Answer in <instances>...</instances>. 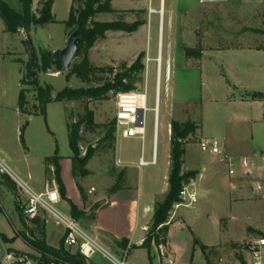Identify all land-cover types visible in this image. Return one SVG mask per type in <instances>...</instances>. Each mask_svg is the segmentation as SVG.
I'll use <instances>...</instances> for the list:
<instances>
[{"label":"rangeland","instance_id":"374dc122","mask_svg":"<svg viewBox=\"0 0 264 264\" xmlns=\"http://www.w3.org/2000/svg\"><path fill=\"white\" fill-rule=\"evenodd\" d=\"M4 1L19 8L17 0ZM180 1L182 6L194 10L192 15L199 9V0ZM38 2L39 0H34L32 12L37 11ZM51 2L57 22L42 26L32 25L27 31L19 28L15 33L8 32L0 15V157L31 188L37 192H45L46 182L54 178L53 174H46V158L53 156L56 149L58 155L65 159L72 156L68 125L84 116L86 107L92 110L94 122L100 127L94 131H86L84 128L83 141L80 143L81 157L85 156L90 146H100V150L87 163L85 167L87 173L82 174L79 167H76L75 175L73 167L71 172V176H74L82 187L85 209H89L85 222L78 224L92 236L86 229L88 220L91 219L95 207L104 205L113 196L110 189L116 182L117 174H114L112 169L115 167L117 173L121 171L116 167L115 151L102 142L106 132L104 125L115 121L116 98L110 94L107 100L52 101L46 105L45 112H42L43 103L39 98V87L45 89L51 87V95L55 97L66 87L82 88L100 83L103 78H111L109 73H98L92 83L86 84L69 74L70 70H58L60 51L66 46L71 34V30L64 22L69 18L72 0H51ZM166 4L164 22L160 23L159 14H154L149 28L136 37L133 33L109 32L105 39L96 42L89 50V60L93 65L116 68L124 62L131 64L136 54L144 51L145 71L141 74L142 82L139 84V90H145L147 80L148 108H153L157 93L155 58L159 51L161 33L162 81L157 131V164L140 167L138 177L143 190L153 188L159 191L168 181L170 173L168 125L172 119L181 122L195 121L199 125V135L222 134L225 112L220 98L226 93L224 91L231 75L223 71L218 60L225 59L230 66H235L236 70L240 71L246 66L245 58L249 56L245 51L232 50L210 59L206 52L200 61L195 58L188 61L184 53L185 46L192 42H195L194 45L200 43L217 47L264 45V0H206L201 5L202 14L198 13V22L195 17H188V20L184 18L182 20L181 17L180 32L176 24V28L171 32L169 23V10L173 4H176V0H166ZM151 10L155 11L153 7L149 8L150 12ZM183 16H188L187 12H184ZM96 20H123L130 23L137 20L144 21L143 15L129 11L100 15ZM248 29H255L260 33L250 32ZM171 44L180 69L178 74H175L174 70L168 82L166 69ZM47 54L49 55L45 60L52 61L50 67L45 69L43 56ZM34 56L37 59L36 65L32 64ZM253 56L264 59V52L255 53ZM148 57L151 60L147 63ZM80 59L81 57L75 61ZM53 62H56L54 66H52ZM32 72L34 76H31ZM21 92H24L25 112L20 109ZM167 92H170L172 97L182 94L181 98L184 102L181 103L184 104L170 108L168 105L170 97ZM216 99H220L219 104ZM154 130V112L148 110L144 146L140 139L123 138L116 132L115 146L118 152L127 155L132 163H138L142 155L146 160H151ZM261 147L264 149V143H261ZM199 149V141L190 139L185 159L191 154L189 150H192V158L187 159L184 165L185 171L195 169L203 174V179L194 180L198 203L195 207L184 205L179 208L174 207L169 219L168 241L171 245L168 247L171 249L166 248L169 256L164 259L155 248L157 264H167L169 259L174 260L176 264H247L246 243L253 238L264 236V199L256 193L255 180L242 179L239 174L230 177L224 164L209 156L201 157ZM51 168L53 173L54 166L52 165ZM28 173L32 175L31 178H28ZM129 184L134 186L135 180ZM164 196L165 194L162 196L159 194L157 201L162 200ZM15 198H19L21 202L26 201L25 193L16 184L14 185L8 176L0 173V203L4 206L0 212V241L5 253L13 254L16 258L23 256L27 264H37L38 254L21 237L16 236L25 229L17 218ZM54 207L65 216H70L66 204L58 203ZM41 218L46 220V224L48 222V232L54 233L51 244L59 246L60 228L56 227L58 224L55 219L48 217L46 213L42 214ZM30 225L35 226L33 222ZM151 226L152 222L148 231ZM2 236L14 241L5 243ZM101 239H98L99 242L110 254L120 261L124 260L122 255L110 249L117 245L109 237ZM195 239L208 248L203 251L200 245L195 246ZM72 250L75 251L76 247H72ZM91 262L113 264L100 254H97ZM125 263L131 264L130 259H125Z\"/></svg>","mask_w":264,"mask_h":264},{"label":"trees","instance_id":"16d2710c","mask_svg":"<svg viewBox=\"0 0 264 264\" xmlns=\"http://www.w3.org/2000/svg\"><path fill=\"white\" fill-rule=\"evenodd\" d=\"M19 8H15L8 2L0 1V15L6 25L8 32L15 33L19 28H24L26 31L32 26H42L48 23L57 22L55 15L52 12L51 0H39L36 12H32L34 0H17ZM133 11V10H132ZM115 10L112 7V0H73L69 18L65 21V25L73 32L78 26L81 28L80 37L81 44L77 58L79 61H74L70 68L69 74L76 76L80 81L86 84L93 82L98 73L111 75V78H103V81L95 85H88L82 88L66 87L60 91L55 97L51 95V87L47 89L39 87V98L42 100L43 109L49 102L52 101H80L88 100H107L110 94L116 97L119 92H130L139 90V84L142 82L141 74L145 71V52H140L131 64L124 62L119 68L113 66L99 67L93 65L89 60V50L99 40L105 39L107 33L122 31L126 33H134L144 24V21L137 20L129 23L123 20L115 21H100L96 20L101 14H111ZM264 17V11H263ZM250 32L260 33L255 29H248ZM262 33V32H261ZM43 56V67H50L51 61L47 62L46 56ZM185 55L188 59H200L202 56L201 44L192 48H185ZM58 56V54L56 55ZM76 58V59H77ZM37 59L32 58V64L36 65ZM61 60L58 62V70H62ZM32 76V73H31ZM264 97V94H253V96ZM20 109L25 112L23 105L25 104L24 92L20 93ZM99 124L94 122V113L86 107V113L79 120L69 123L68 137L69 144L72 150V167L74 175L76 167H79L82 174L87 173L85 167L92 159L96 152L100 150V146H90L84 157H81L80 143L83 141L82 133L84 128L86 131H94ZM106 132L102 142H105L109 149L115 151L116 126L115 121L104 125ZM199 125L195 121L181 122L172 120L170 123V173L168 177L169 189L164 198L157 201L155 204V212L153 215L151 229L142 243V247L147 249L149 258L152 259L151 253L153 245L156 247L167 246L168 233L170 229V217L175 205L181 202L180 192L185 185L191 184L198 176V170H184L185 156L190 139L200 140L198 134ZM60 156L56 149L53 156L46 158V174L54 175L57 182L58 190L61 199L67 201L70 205V216L75 221L82 219L86 212L79 210L78 207L66 196V187L61 177V167L59 164ZM54 166V172H51V166ZM116 176V182L111 187L110 191L115 193L123 188L126 183V170H121L117 173V169H112ZM15 185V183L11 180ZM77 186L83 195L82 187L77 181ZM84 198V195H83ZM15 205L20 214L21 223L25 230L18 233L17 237H21L30 248L38 254L37 264H92L89 259L82 256L79 250H72V247L67 248L64 244V237L60 245L54 247L48 244L46 240V220L41 216L34 219H29L24 215V210L21 207L19 198H15ZM99 207V206H97ZM95 207L94 209H96ZM0 212L2 207L0 205ZM35 226H31V223ZM5 243L13 242L14 239H8L2 236ZM122 241L121 243H124ZM122 245V244H121ZM194 245H200L205 251L208 246L201 244L198 239L194 240Z\"/></svg>","mask_w":264,"mask_h":264},{"label":"crops","instance_id":"0c3cea01","mask_svg":"<svg viewBox=\"0 0 264 264\" xmlns=\"http://www.w3.org/2000/svg\"><path fill=\"white\" fill-rule=\"evenodd\" d=\"M199 5H200L199 9L195 10V14L192 15V13H194V10H190L186 6L185 7L182 6L181 1L176 0V4L175 5L173 4L171 9L169 10V23L171 25V32L174 31L176 25L178 31L180 32L179 25H180L181 17L182 20L183 18L188 20L189 19L188 17H192V18L195 17L196 21L198 22L197 17L199 14H202L201 13L202 11H200L202 5L200 3V0H199ZM112 7L115 10V12L111 14H116V13L121 14L122 12L129 11L132 12L133 14L143 15L144 25L140 26L139 29L133 33L135 35L134 37H136L141 32L149 28L152 15L159 14L160 23L164 22L167 11L166 0H112ZM150 7L151 8L153 7L155 11L150 12L149 11ZM184 12H187L188 16L186 17L183 16ZM101 15L105 16L110 14H101ZM100 21H106V20H100ZM116 32L121 33L122 31H116ZM194 44L195 42H192L188 46H185V48L187 47L192 48L197 46ZM172 47L173 45L171 44L169 57L167 58L169 75L166 80L168 82H170L174 70H175V74H178V70L180 69V66L177 65V61L175 60ZM201 48H202V55L208 52L210 59L217 58L216 57L217 55L232 50L245 51L246 53H249V56L248 57L246 56L247 58H245V60L247 61L245 64L246 66L243 67L240 71H237L235 66H230L229 65L230 63L227 62V60L225 59H222L223 61L218 60V63L222 65L223 71L229 73L228 74L229 76L231 75L230 79L228 78V83L224 91L226 93H224V95L221 98L219 97L222 101L225 112L224 129L222 134H218V135L201 134L200 138L201 137L224 138L227 141L228 153L237 159L242 156H249L259 151H264V149L261 147V143H264V97H262V95L253 96V94H264V59L263 58L257 59L255 56H253L255 55V53L264 52V45L217 47L208 44L207 45L201 44ZM138 54H136L135 58L137 57ZM201 59L202 56L198 60L200 61ZM189 60L191 61V59H188V61ZM185 61L187 62L186 57H185ZM167 94L168 97H170L169 101L171 104L170 103L168 104L170 108L177 104L180 105L184 104L181 103L184 102L182 101L183 99L181 98L182 94L181 95L178 94L174 97L170 96V92H167ZM220 99H216V102L218 104L220 102ZM168 132L170 134V123L168 125ZM189 152L191 154L187 155L188 158L185 159V163L187 159L192 158V150H189ZM114 155H115L116 167H119L121 170L123 169L126 170V183L121 190L113 193V196L104 205H100L99 207L93 210V215L91 219L88 220L86 229L89 230L92 236L96 237L97 239L99 238L101 239L103 237L104 238L109 237L110 240L117 245L115 247L113 246L110 247V249L113 250L115 253L122 255L124 261L125 259L126 260L130 259L131 264H157V256L154 253V249L155 248L158 249L160 253L159 247L153 245L152 253H151L152 259H150L149 253L147 249L142 247V243L147 235L148 227L153 220V215L155 212V204L157 202V196H159V194L160 196H162L163 194L167 193L169 189V183L167 181L165 187H163L159 191L157 189L154 190L153 188H148L143 190L140 185V179L138 177L140 167H143V166H139V160L138 163L130 162L127 155L118 152L117 146H115ZM200 155L203 158H208L209 156L213 159H216L213 156L202 153L201 150H200ZM67 158L68 159H65L60 156L59 159V164L61 167V177L66 187V196L78 207L79 210L86 212V215L78 221L79 223L83 221L85 222L86 216H88L87 213H89V209H85L86 205L84 202L83 195L81 194L77 186L76 179L74 178V176L73 177L71 176V172H72V161L70 159L71 155ZM27 176L28 178L32 177V175H30L29 173L27 174ZM197 178L203 179V174L200 173V171ZM133 180H135L134 186L129 184ZM193 183L196 186L195 181H193ZM62 200L63 199H61V201H59L58 203L66 204L70 212L69 203L65 200L63 201ZM15 201L16 199L14 200V207L16 209ZM25 202H26L25 200L24 202H21V207L23 210L25 209ZM0 205L3 210L4 208L3 203H0ZM16 214L20 223L21 218L17 209H16ZM56 227L60 228L58 232L60 233V242H61L65 234V229L63 226L56 225ZM53 237H54V233L53 232L52 234L49 233L48 226H46V240L48 244L57 247L58 245L51 244V238ZM122 241L125 242L121 243ZM169 245H171L170 241H168L166 248L171 249L168 247ZM97 254L100 253H96L92 258L89 259V261L91 262V260ZM103 257L106 258L105 256ZM91 263L93 264V262Z\"/></svg>","mask_w":264,"mask_h":264},{"label":"built area","instance_id":"2783aa9c","mask_svg":"<svg viewBox=\"0 0 264 264\" xmlns=\"http://www.w3.org/2000/svg\"><path fill=\"white\" fill-rule=\"evenodd\" d=\"M206 0H200L205 3ZM154 12V10H151ZM161 33L159 35V51L155 58L157 62L156 82L157 93L153 108H148L147 80L145 90H136L130 92H119L116 95L117 111L115 115V126L117 134L123 138H138L144 146L146 141V113L148 110L154 112V141L153 153L150 161L142 155L139 158V166H150L157 164V131L159 125L160 110V88L162 81V58H161ZM151 59L148 57V61ZM169 75V67L166 69V79ZM199 148L202 153L215 157L220 163L227 166L230 177H239L242 179L255 180L254 188L260 198L264 199V151H259L249 156L235 158L228 153L227 141L223 138H206L201 137ZM237 168V171H236ZM0 173L8 176L26 195L24 215L29 219L42 216L46 213L48 217L55 219L56 224L65 229L64 244L68 247H76L80 254L87 259L92 258L96 253H100L109 259L113 264H126L124 260L116 259L109 251L99 242V240L84 229L78 222L70 216H65L58 211L54 205L57 204L61 197L56 180L53 178L45 184V192H37L31 188L28 183L12 170L7 162L0 157ZM181 202L175 205L195 207L198 203V192L195 184L192 182L185 185L180 192ZM246 252L248 253L247 264H264V236H259L248 240L246 243ZM160 255L164 259L168 258V251L165 246H160ZM1 264H27L25 258L20 256L16 258L13 254L5 253ZM167 264H176L172 259Z\"/></svg>","mask_w":264,"mask_h":264},{"label":"water","instance_id":"95a60500","mask_svg":"<svg viewBox=\"0 0 264 264\" xmlns=\"http://www.w3.org/2000/svg\"><path fill=\"white\" fill-rule=\"evenodd\" d=\"M81 28L78 26L67 39L66 46L60 51V60L64 70H70L72 64L76 60L78 56V51L81 44V37H80ZM56 62L52 63L54 66ZM32 76H34V72H32ZM5 250L0 241V264L4 257Z\"/></svg>","mask_w":264,"mask_h":264}]
</instances>
